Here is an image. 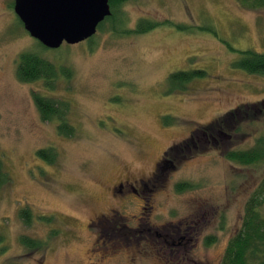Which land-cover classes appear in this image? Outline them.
<instances>
[{
    "label": "rangeland",
    "instance_id": "1",
    "mask_svg": "<svg viewBox=\"0 0 264 264\" xmlns=\"http://www.w3.org/2000/svg\"><path fill=\"white\" fill-rule=\"evenodd\" d=\"M13 4L0 0V264H222L264 178V160L226 156L264 133V74L237 65L244 50L264 52V4L125 0L90 38L54 49L28 33ZM144 22L155 26L135 33ZM24 51L69 78L59 72L51 87L19 80ZM197 70L205 74L183 87L168 82ZM34 93L67 104L71 135L57 118L42 120ZM40 148L54 160L39 158ZM163 160L144 201L131 194L122 203L115 185L146 180ZM105 215L114 222L93 224ZM178 229L184 244L157 235Z\"/></svg>",
    "mask_w": 264,
    "mask_h": 264
},
{
    "label": "trees",
    "instance_id": "2",
    "mask_svg": "<svg viewBox=\"0 0 264 264\" xmlns=\"http://www.w3.org/2000/svg\"><path fill=\"white\" fill-rule=\"evenodd\" d=\"M125 0H109L111 16H113V8ZM244 5L251 7L261 6L264 4V0H240ZM109 17V18H110ZM155 24L153 22H144L140 24L135 30V33H144ZM40 45L44 48L41 43ZM243 57L239 60L237 65L249 73L264 74V52H257L254 50H244ZM66 75L69 78V72H66L65 68L61 66L58 68L53 61L43 57V55L33 52L24 51L20 54L18 65L16 68V75L21 81H32L36 79H43L47 87L52 86V82L57 77L58 73ZM202 70L194 72L175 71L170 73L167 77L169 84L173 87H183L184 83L188 82L193 75H204ZM34 101L39 110L42 120H64V107L65 113L68 110L66 103L52 99L46 95L34 93ZM64 103V104H63ZM233 111V110H232ZM237 113L233 111L229 113V116ZM228 116V115H226ZM215 121V120H214ZM215 123V122H214ZM212 123L208 126V129L216 124ZM61 133L65 135H71L73 133L72 127L66 121H62L58 126ZM213 133V132H212ZM221 136H225L220 132H216ZM192 135L188 140L181 143V145L192 141ZM179 146V145H177ZM36 155L39 158L46 159L48 161L54 160V151L48 148H40L37 150ZM226 156L240 164H255L264 160V133L257 138V141L253 146L247 149L233 150L226 153ZM7 180L6 175L2 172L1 160H0V185ZM189 184L182 183L181 187H187ZM180 188V187H179ZM264 203V178L257 186L256 190L250 196L245 205L244 215L242 218L241 228L235 233L229 240L225 253L222 259V264H264V214L260 211L261 205ZM30 213L27 209L20 212V216H23L26 221L30 219ZM23 243L29 246L38 247L37 242H32L27 238H23Z\"/></svg>",
    "mask_w": 264,
    "mask_h": 264
},
{
    "label": "water",
    "instance_id": "3",
    "mask_svg": "<svg viewBox=\"0 0 264 264\" xmlns=\"http://www.w3.org/2000/svg\"><path fill=\"white\" fill-rule=\"evenodd\" d=\"M28 33L47 48L77 43L95 34L109 15V0H14Z\"/></svg>",
    "mask_w": 264,
    "mask_h": 264
},
{
    "label": "flooded vegetation",
    "instance_id": "4",
    "mask_svg": "<svg viewBox=\"0 0 264 264\" xmlns=\"http://www.w3.org/2000/svg\"><path fill=\"white\" fill-rule=\"evenodd\" d=\"M164 161V160H163ZM166 168H168V163L164 162H160L156 164L155 170L153 172V174L151 176H149V178H147L146 180L144 179H133V182L135 184L129 183L126 185V187L123 186V184H116L114 187V193H117V195L122 196V203H126L129 200V197H131V194H133L135 197L137 198H141L142 201H144V197L142 196V194L145 192V190H151L153 189L151 186H153V184L155 183V178H157V176L159 175L160 171L165 172ZM162 174V173H161ZM153 177V178H152ZM149 179H151L149 181ZM154 180V181H153ZM144 191V192H143ZM127 197V198H124ZM111 211H114V208H110L109 212H108V216L111 215ZM94 221L93 224L95 223V225H97V223L101 224V225H106L107 223H111L114 222L113 217L111 216V218H107L106 215L105 216H101L98 217V219L96 218V220H92ZM150 228H147V230L149 231ZM186 229L183 232H180V229H178L177 231H175V233L173 232H157L158 237L163 238V241L165 242V244H167L168 246L170 245H174L179 241V239H182L181 241L184 244V241H186ZM190 239V238H188ZM187 239V240H188Z\"/></svg>",
    "mask_w": 264,
    "mask_h": 264
}]
</instances>
